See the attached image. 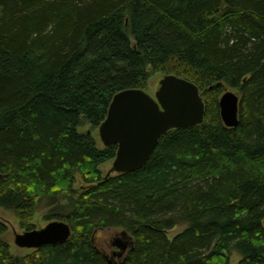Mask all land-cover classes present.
<instances>
[{"label":"trees","instance_id":"16d2710c","mask_svg":"<svg viewBox=\"0 0 264 264\" xmlns=\"http://www.w3.org/2000/svg\"><path fill=\"white\" fill-rule=\"evenodd\" d=\"M149 68L195 83L204 121L105 178L116 146L78 128ZM217 82L239 97L235 127ZM44 206L70 237L12 256L0 222V264H108L96 233L112 229L132 236L122 264H264V0H0V207L29 230Z\"/></svg>","mask_w":264,"mask_h":264},{"label":"water","instance_id":"95a60500","mask_svg":"<svg viewBox=\"0 0 264 264\" xmlns=\"http://www.w3.org/2000/svg\"><path fill=\"white\" fill-rule=\"evenodd\" d=\"M212 86L222 87L218 100L219 114L226 127L238 123V95L228 90L222 82ZM205 103L198 86L177 75L166 74L159 81L154 97L141 88H128L115 93L110 101L105 119L98 125V136L103 147L116 146L115 157L105 178L127 173L145 165L159 139L173 129L200 125L204 121ZM124 240L115 238L112 245L121 259L108 264H122L126 252L132 247V236L122 230ZM71 235L69 225L53 220L40 229L15 234L14 244L20 248L37 249L46 244L65 242Z\"/></svg>","mask_w":264,"mask_h":264},{"label":"rangeland","instance_id":"374dc122","mask_svg":"<svg viewBox=\"0 0 264 264\" xmlns=\"http://www.w3.org/2000/svg\"><path fill=\"white\" fill-rule=\"evenodd\" d=\"M149 74L147 81L145 82L143 86V90L148 93L150 96L154 97V94L156 90L159 87V81L163 76H165L166 72L164 71H151L150 68L148 69ZM228 90H231L235 92V90L227 87ZM78 131L81 133H89L91 134L97 144V147L102 148L103 145L100 141V138L98 136V129L93 128L90 126L89 123L82 121ZM112 161H108L101 166H99L98 170L101 172L102 176H105L109 169L111 168ZM111 175H114V173H111ZM74 181L72 184V190L76 193H79L80 190H82V187L84 186V182L82 181L81 175L78 171H75L73 174ZM58 202L62 204H68L69 200L64 196L61 195L57 198ZM60 203V204H61ZM51 209V206H44L38 208L31 217L29 221V225L32 227L29 230L33 229H40L44 227L47 223H49V211ZM55 220V219H54ZM0 222L6 225L7 231L4 233L2 238L4 241L8 244L10 254L12 256H26L32 252H34L33 249L28 248H20L14 244V236L15 234L23 233L24 231H28L26 227H21L17 216L15 215V212L13 210H5L0 207ZM262 225L264 226V221L262 222ZM185 228V225L180 224L176 225L175 227L169 229L166 231V235L169 239L173 238L176 234L181 232ZM122 229H112V230H99L96 233V245L103 251L107 256H109V249H110V242H113L115 238H119L121 240H124L122 236L119 234ZM240 260V256L237 253L232 252L230 254V260L229 264H238ZM113 261V260H112ZM117 261H114L116 263Z\"/></svg>","mask_w":264,"mask_h":264},{"label":"flooded vegetation","instance_id":"af4514ba","mask_svg":"<svg viewBox=\"0 0 264 264\" xmlns=\"http://www.w3.org/2000/svg\"><path fill=\"white\" fill-rule=\"evenodd\" d=\"M117 251H118V249L112 245V242H110L109 256H107L105 254V252H103V251L102 252L104 253V256H107L111 261L113 260L112 262L114 263V261L119 262L121 259L120 256H117V254H116Z\"/></svg>","mask_w":264,"mask_h":264}]
</instances>
